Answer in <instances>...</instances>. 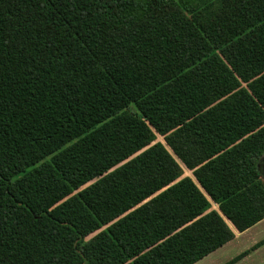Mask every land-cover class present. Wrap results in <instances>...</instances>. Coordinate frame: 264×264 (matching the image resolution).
Segmentation results:
<instances>
[{
	"label": "trees",
	"instance_id": "16d2710c",
	"mask_svg": "<svg viewBox=\"0 0 264 264\" xmlns=\"http://www.w3.org/2000/svg\"><path fill=\"white\" fill-rule=\"evenodd\" d=\"M263 161L264 0H0V264H192Z\"/></svg>",
	"mask_w": 264,
	"mask_h": 264
},
{
	"label": "crops",
	"instance_id": "0c3cea01",
	"mask_svg": "<svg viewBox=\"0 0 264 264\" xmlns=\"http://www.w3.org/2000/svg\"><path fill=\"white\" fill-rule=\"evenodd\" d=\"M264 162V161H263ZM192 264H264V216Z\"/></svg>",
	"mask_w": 264,
	"mask_h": 264
},
{
	"label": "rangeland",
	"instance_id": "374dc122",
	"mask_svg": "<svg viewBox=\"0 0 264 264\" xmlns=\"http://www.w3.org/2000/svg\"><path fill=\"white\" fill-rule=\"evenodd\" d=\"M132 108V107H131ZM156 141H160V142H162L163 144L165 143L164 142V136H162V135H159V134H155V138H154V140L152 141V142H156ZM263 169H264V167H263ZM183 174L184 175H191V172L190 171H188V170H186L185 168H183ZM263 179H264V177H263ZM89 183H91V182H89ZM89 183H87V184H85L84 186H86V185H88ZM90 237V236H89Z\"/></svg>",
	"mask_w": 264,
	"mask_h": 264
}]
</instances>
